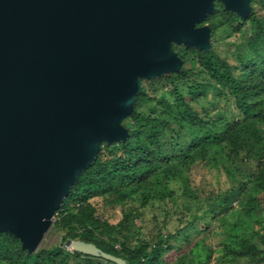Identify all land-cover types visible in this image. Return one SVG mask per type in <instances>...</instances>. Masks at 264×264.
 <instances>
[{"label": "water", "instance_id": "water-1", "mask_svg": "<svg viewBox=\"0 0 264 264\" xmlns=\"http://www.w3.org/2000/svg\"><path fill=\"white\" fill-rule=\"evenodd\" d=\"M216 1L251 13L250 0H0V233L35 251L100 144L126 139L140 80L180 70L174 44L209 51L197 25Z\"/></svg>", "mask_w": 264, "mask_h": 264}, {"label": "trees", "instance_id": "trees-1", "mask_svg": "<svg viewBox=\"0 0 264 264\" xmlns=\"http://www.w3.org/2000/svg\"><path fill=\"white\" fill-rule=\"evenodd\" d=\"M256 1H251L252 11L246 18L216 1L212 13L197 25L210 28L211 40L219 31L239 34L250 25L252 33L235 48L233 63L220 59L213 46L206 52L180 45L181 54L172 46L181 60L180 70L140 80L132 112L121 123L126 139L100 144L96 158L81 172L55 213L61 245L30 253L13 235L0 233V264H69L75 258L113 264L66 251L63 245L71 240L92 243L127 264H160L173 237L158 236L154 248L148 249L147 244L139 250L132 248L128 235L132 221L140 217L137 209L164 202L173 209L178 196L169 191V179L179 181L183 193L190 189L192 195L190 181L214 167L225 173L230 188L211 193L209 206L223 212L235 195L243 209V220L234 221L233 231L216 250L217 264H264V219L256 218L264 204V138L252 121L264 125V2L258 0L262 3L255 10ZM215 99L233 105L240 119H210ZM244 150L256 163L246 183L237 168L242 164L238 155ZM195 190L199 195L200 190ZM198 195L197 203L203 205L207 198ZM99 200L123 209L120 223L113 225L99 217ZM128 201L139 207L126 212ZM249 219L256 220L259 229L250 227ZM197 248L190 255L193 261L183 256L179 263L208 264L212 251L201 245Z\"/></svg>", "mask_w": 264, "mask_h": 264}, {"label": "rangeland", "instance_id": "rangeland-1", "mask_svg": "<svg viewBox=\"0 0 264 264\" xmlns=\"http://www.w3.org/2000/svg\"><path fill=\"white\" fill-rule=\"evenodd\" d=\"M251 1L252 0H250L249 4L250 11H252ZM261 3L257 0L253 4L255 10L259 9ZM251 33L252 28L249 24H246L239 34L233 33V35H230L219 31L213 40L209 38V44L210 47L213 46L214 51L218 54L220 59H227L229 63H233L232 58L235 53V48H237L239 44H242L243 41H246ZM179 46L180 45L177 44L173 45V47H177L175 48L176 51L181 54L183 53V50L178 48ZM178 87L181 88V84H179ZM262 97L263 96H261V98ZM220 116L240 119V116L234 109L233 105L227 103L225 100L215 99L209 117L210 119L217 120ZM252 121L256 123L255 126L258 127L261 136L264 138V125L256 120ZM246 153L247 152L244 150L238 155L239 159H242V164H239L237 167L241 173L240 176L244 179L245 183L248 181V174L256 171V163L251 158L247 157ZM190 185L192 195L190 189L183 193V186L179 181L176 179H169V191H172L176 197L178 196L173 209L169 204H166V202L152 204L145 209H137V211L140 212V217L132 221L131 232L130 235H128L130 237V246L132 248L139 250L138 248L145 244L148 245V249L154 248L153 243L157 241L158 236H161L163 239L167 235H171L173 237V239L170 240L171 248L164 253L160 264H180L179 261L183 256L188 257L195 248H200V246L197 248L198 245H201L202 249L208 248V250L212 251L211 261L208 264H217L218 252L216 250L221 247L220 245L227 237L228 232L233 231L232 227L233 223H235L234 221L239 220L240 218L243 220V209L236 200L237 196L235 195L231 196L229 200L231 208L230 206H225L223 212L220 210H214L211 205L209 206V202L211 201L210 198H212L211 193L224 192L230 188L225 173L220 169H216L215 167L206 169L202 176L197 175L193 181H190ZM195 188L200 190L199 195ZM197 195L203 199L207 198L203 205L197 203ZM97 207L99 210L98 215L101 219H104L113 225L120 223L123 216L121 213L123 209L118 206L111 207L106 205V203L101 200L98 201ZM138 207V204L129 201L124 204V210L126 212L132 208L136 209ZM57 217L58 214H55L51 220L50 226L33 252L61 245L62 234L54 227ZM256 218L264 219V204H262L261 210L257 212ZM247 221L250 227H253L255 230L259 229L256 220L249 219ZM68 243L63 245V248L68 252H73L68 246ZM115 248L118 249V245L115 246ZM196 252L198 253L199 251L197 250ZM194 257L195 253L192 255L193 259ZM187 260L193 261L191 256L187 258ZM69 264L99 263L92 259L75 258L72 259Z\"/></svg>", "mask_w": 264, "mask_h": 264}]
</instances>
